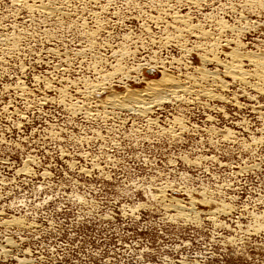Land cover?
Wrapping results in <instances>:
<instances>
[{"label": "rangeland", "instance_id": "1", "mask_svg": "<svg viewBox=\"0 0 264 264\" xmlns=\"http://www.w3.org/2000/svg\"><path fill=\"white\" fill-rule=\"evenodd\" d=\"M247 57L264 0H0V264H264ZM162 74L195 91L106 106Z\"/></svg>", "mask_w": 264, "mask_h": 264}, {"label": "bare ground", "instance_id": "2", "mask_svg": "<svg viewBox=\"0 0 264 264\" xmlns=\"http://www.w3.org/2000/svg\"><path fill=\"white\" fill-rule=\"evenodd\" d=\"M43 1V0H42ZM42 5V4H41ZM45 5V4H44ZM39 6V5H38ZM38 6L36 7V10L38 9ZM46 6V5H45ZM48 7V6H47ZM30 8V7H29ZM35 8V7H34ZM33 6L32 9L34 10ZM31 9V8H30ZM31 9V10H32ZM43 9V8H42ZM35 10V11H36ZM41 10V9H39ZM54 11V10H53ZM64 13V12H63ZM48 14V13H47ZM181 17V16H180ZM178 17H174L173 20L174 21H182L180 20L181 18ZM172 20V19H171ZM173 21V22H174ZM183 22V21H182ZM178 23V22H177ZM181 24V22H180ZM189 29V28H188ZM8 42V41H7ZM4 45V44H3ZM209 50V49H208ZM115 57V56H114ZM232 59V64L228 65L229 63H227L228 66L225 67V74L226 75H230L233 79H238L244 81L243 78V73L241 72V68H240V64L242 63L241 60L244 59L243 56L239 55L237 52L234 53L231 57ZM248 63L249 65L252 66V68H254V72L253 73H260L262 78L264 79V57L261 59H252L250 57H247ZM203 62V61H202ZM204 62L206 63H212V60L209 59L208 57L204 58ZM205 63V64H206ZM116 67V66H115ZM224 67V66H223ZM129 71V70H128ZM252 71V70H251ZM121 73V71H120ZM131 73V72H130ZM223 73V72H222ZM104 75V74H103ZM203 76H205V78L207 77L209 80H211L212 82L214 81V83L216 82L215 78L216 76L213 75H208L206 73H202ZM201 75V76H202ZM249 75V74H248ZM252 75V74H251ZM106 76V75H105ZM199 76V75H198ZM190 77V76H189ZM254 77V76H253ZM228 78V77H227ZM178 79V78H177ZM207 79V80H208ZM247 79V78H246ZM259 79V78H258ZM262 79V80H263ZM206 80V79H203ZM120 81V80H119ZM180 81V80H179ZM246 82V81H245ZM183 83V82H182ZM101 84V83H100ZM187 84V83H186ZM96 85V84H95ZM190 85V84H189ZM103 87V86H102ZM89 88V87H88ZM194 88V87H193ZM192 87H188L185 86L184 84H181L180 82L175 81L174 79H170V77H166L164 74H162V78H160L159 80H152L149 81L146 84L145 89H143L142 91H132L131 93L125 94L124 95H115V96H111V98L109 97V99H107L106 101V106L110 107V109L112 108H116L118 107V109L120 108H126L128 107V110H132L131 113L135 112V113H142L139 115L143 116V113L146 114L148 112V110H150L151 106H159L158 104H161L164 101V97H168L169 95L173 98H178L182 95H190L192 94L195 90ZM261 91V89H260ZM61 92V91H60ZM205 92V91H204ZM199 92V94H201L202 96H206L208 93H204ZM85 94V93H84ZM118 94V93H117ZM197 94V93H196ZM112 95V94H111ZM208 96V95H207ZM211 95H209L208 97H210ZM88 97V96H87ZM212 97V96H211ZM210 97V98H211ZM168 99V98H167ZM190 99V98H189ZM198 100V99H197ZM162 101V102H161ZM179 101V100H178ZM182 101V100H180ZM166 102V100H165ZM183 103V102H182ZM86 104V103H85ZM190 104V103H189ZM162 105V104H161ZM104 106V105H103ZM73 110V109H72ZM83 110V109H82ZM152 110V109H151ZM100 113V112H99ZM81 114V113H80ZM104 117V116H103ZM149 119V118H148ZM150 123V122H149ZM183 126V125H182ZM167 132V131H166ZM165 133V132H164ZM188 211V210H187Z\"/></svg>", "mask_w": 264, "mask_h": 264}]
</instances>
